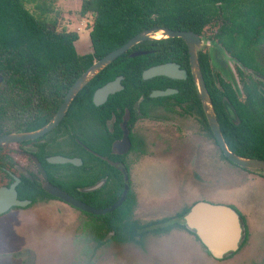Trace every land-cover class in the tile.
Returning <instances> with one entry per match:
<instances>
[{
  "label": "flooded vegetation",
  "instance_id": "obj_1",
  "mask_svg": "<svg viewBox=\"0 0 264 264\" xmlns=\"http://www.w3.org/2000/svg\"><path fill=\"white\" fill-rule=\"evenodd\" d=\"M200 53L209 56L208 51ZM167 63L178 64L181 70L186 71L187 78L143 79L153 84L132 96L124 78V89L111 94L101 105L95 104L94 95L109 82L96 88L91 99L88 93L82 94L81 91L54 125L67 94L77 80L67 89V85L44 87L54 92H38V87L33 85L0 83V219L17 212L36 215L49 209H54L60 217L61 214H70L67 227L74 230L73 234L81 240L85 238L87 248L95 254L94 260L86 264H96L99 253L108 250L129 247L142 252L148 239H168L172 234H175L173 241L180 244L192 237L217 261L236 257L249 241V230L244 215L233 207L240 217L243 234L238 251L223 259L214 258L196 232L187 226L186 216L200 201L160 220L145 222L139 218V199L137 192L131 189L134 183L131 175L140 165L155 157L160 151L156 149L159 143H163L164 151L170 147L173 151L181 149L190 139L215 144L223 159L264 178L263 170L244 169L225 156L199 94L198 103L187 99L185 90L190 87L191 80L195 84L191 64L190 69L177 62H159L151 67ZM211 71L217 88L221 89L220 80H227L220 74H214L212 68ZM245 74L258 83V88L264 86V81ZM167 90L176 93L152 97L155 92ZM5 97L14 100L7 102L3 100ZM211 101L223 135L220 112L212 98ZM223 138L225 140L224 135ZM225 143L236 156L264 161V154L260 152H256L255 157H244L231 151L226 140ZM125 192L121 205L111 210L122 200ZM67 199L99 213L87 211ZM130 202L133 205L130 213L123 212ZM38 262V252L33 248L0 256V264Z\"/></svg>",
  "mask_w": 264,
  "mask_h": 264
},
{
  "label": "trees",
  "instance_id": "obj_2",
  "mask_svg": "<svg viewBox=\"0 0 264 264\" xmlns=\"http://www.w3.org/2000/svg\"><path fill=\"white\" fill-rule=\"evenodd\" d=\"M40 1L42 4L37 6L40 15H34L27 8L28 0H0L3 84L33 85L38 87V92H54L44 88L50 85H67V89L95 61L121 48L137 34L156 27L193 32L201 37L212 27L219 44L244 67L264 76V0H81L76 18L92 19L93 53L84 56L75 48L80 38L78 33L60 32L56 21L47 22V0ZM135 51L153 53L130 57ZM159 62H177L190 69L185 41L173 38L143 42L109 65L81 93H88L91 99L96 88L120 76L125 78L129 95L142 93L153 84L143 80V72ZM199 63L220 112L221 129L230 150L244 157H255L256 152L264 154V86L258 88V83L239 68L244 94L241 99L229 82L220 80L221 89L217 88L210 56L200 53ZM189 86L185 90L187 99L198 103V92L192 80ZM225 99L232 105L240 121L238 125L231 118ZM3 100L12 102L14 99L5 97ZM50 100L55 101V98ZM132 206L130 202L123 212L130 213Z\"/></svg>",
  "mask_w": 264,
  "mask_h": 264
},
{
  "label": "rangeland",
  "instance_id": "obj_3",
  "mask_svg": "<svg viewBox=\"0 0 264 264\" xmlns=\"http://www.w3.org/2000/svg\"><path fill=\"white\" fill-rule=\"evenodd\" d=\"M81 3V0H47L45 19L56 21L60 32L78 33L80 38L75 48L84 56L92 52V19L76 18ZM41 4L40 0H28L27 8L34 15H40L37 6ZM214 32L211 27L202 37L216 41ZM204 50L209 52L210 47ZM215 65L214 74L227 80L222 64ZM234 68L238 75V66ZM240 98L244 99L243 93ZM162 145L157 144L156 149L160 151L155 157L131 175L134 182L131 189L137 192L139 199V218L145 222L160 220L198 201L226 205L244 215L249 230L248 243L232 260L217 261L192 237L180 244L173 241L175 234H172L168 239H148L142 252L129 247L101 252L96 264H264V178L223 159L215 144L190 139L185 147L176 151L172 147L164 151ZM57 215L58 212L49 209L36 215L17 212L1 218L0 256L33 248L38 252V264L92 262L95 254L87 248L85 238L81 240L67 227L70 214Z\"/></svg>",
  "mask_w": 264,
  "mask_h": 264
},
{
  "label": "water",
  "instance_id": "obj_4",
  "mask_svg": "<svg viewBox=\"0 0 264 264\" xmlns=\"http://www.w3.org/2000/svg\"><path fill=\"white\" fill-rule=\"evenodd\" d=\"M181 38L185 41L189 55L190 64L192 69V74L195 80L197 92L202 100L205 111L211 122L213 132L218 140L220 147L222 148L225 156L234 164L247 169V170H263L264 171V161H257L251 159H245L234 155L229 151L223 135L221 133L220 127L218 125L216 116L213 111L211 97L209 95L201 67L199 64V53L210 47L209 56L210 64L213 69L215 64H222L224 67L222 70L226 73L227 82L231 83L234 90L240 97L243 93L242 85L234 65H237L245 73H251V75L260 80L264 81V76L244 67L237 59H235L225 47L218 43V41H208L207 39L193 33L186 31H174L169 28L156 27L153 29L145 30L131 40H129L121 48L110 52L105 57L100 60L95 61L92 66L86 70L74 83L69 93L65 98L63 107L56 118L54 125L57 123L62 116L67 111L68 107L71 105L75 97L101 72H103L109 65L115 62L118 58L128 53L137 45L146 41H157L164 39ZM92 46V45H91ZM93 53V48L92 52ZM148 52L145 51H135L130 54V57L135 58L143 55H147ZM214 73V72H213ZM186 71L181 70L180 66L176 63H167L159 66L151 67L144 71L143 79L150 80L155 77H167L171 79L184 80L187 78ZM124 77H117L116 80L107 83L102 88L98 89L94 95V102L97 105L103 104L111 94L122 91L124 88L122 86V81ZM3 76L0 74V83H3ZM176 93L172 90L158 91L155 92L152 97H165ZM225 104L227 106L228 112L232 119H235L236 123L239 124L240 121L236 118L233 107L230 102L225 99ZM264 173V172H262ZM126 192L121 201L117 202L111 210L116 209L125 199ZM68 200V199H67ZM71 201V200H68ZM73 202V201H71ZM87 211L98 214V211L90 209L82 204L73 202ZM23 205V204H20ZM187 226L194 230L197 236L200 238L202 243L207 247L212 256L216 259H223L226 255L230 253L237 252L242 239V226L240 222V217L238 213L231 207L224 205H213L205 202L196 204L190 211V213L185 218Z\"/></svg>",
  "mask_w": 264,
  "mask_h": 264
}]
</instances>
